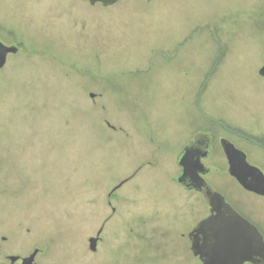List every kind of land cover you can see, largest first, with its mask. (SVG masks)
<instances>
[{"label":"rangeland","instance_id":"obj_1","mask_svg":"<svg viewBox=\"0 0 264 264\" xmlns=\"http://www.w3.org/2000/svg\"><path fill=\"white\" fill-rule=\"evenodd\" d=\"M0 43L19 49L0 70V264H200L206 204L177 183L199 133L212 189L264 237L220 146L264 174V0H0Z\"/></svg>","mask_w":264,"mask_h":264},{"label":"water","instance_id":"obj_2","mask_svg":"<svg viewBox=\"0 0 264 264\" xmlns=\"http://www.w3.org/2000/svg\"><path fill=\"white\" fill-rule=\"evenodd\" d=\"M91 6L102 5L104 8L114 7L122 0H83ZM17 47H7L0 43V70H3L11 55L18 54ZM264 78V66L259 71ZM95 96L92 95V98ZM221 147L228 162V174L246 192L264 198V174L249 164L247 155L237 149L229 140L223 139ZM194 146L188 147L179 158L182 176L177 179L179 185L200 192L211 208V216L201 221L189 234L191 251L202 264H264V237L257 227L239 215L225 200L215 192L202 178L209 170L196 156ZM120 188V187H119ZM117 188V189H119ZM115 189L113 192H115ZM99 237L90 240V250L95 251ZM39 254L36 250L24 264H35ZM19 258H11L13 262Z\"/></svg>","mask_w":264,"mask_h":264},{"label":"flooded vegetation","instance_id":"obj_3","mask_svg":"<svg viewBox=\"0 0 264 264\" xmlns=\"http://www.w3.org/2000/svg\"><path fill=\"white\" fill-rule=\"evenodd\" d=\"M223 139H225V138H223ZM222 139V140H223ZM213 136L212 135H210V134H208V133H199V134H197L196 136H195V138L187 145V147H185V149H187L188 147H191V146H194V148L196 149V156L197 157H202L203 155H205V154H207L208 153V155H207V157L206 158H202L201 159V161H202V164L205 166V168L206 169H208L209 170V173L207 174V175H205V176H202V178L206 181V183L211 187V183L209 182V176L212 174V170H211V168L207 165V162L213 157V154H214V148H213ZM222 140H220V146H221V141ZM228 140V139H227ZM231 142V141H230ZM232 143V142H231ZM236 147V146H235ZM222 148V147H221ZM237 148V147H236ZM185 149L183 150V152L185 151ZM238 149V148H237ZM183 152L181 153V156H182V154H183ZM222 152H223V150H222ZM224 154V153H223ZM225 156V155H224ZM225 160H226V157H225ZM226 164H227V172H228V169H229V166H228V162H227V160H226V162H225ZM182 176V169L179 167V177H181ZM178 177V178H179ZM188 184H190L189 183V181H185V184H184V186H182V185H180V187L182 188V189H184V190H186L187 192H189V193H196V194H200L202 197H203V195L200 193V192H197V191H194V190H191V189H187L186 187H185V185H188ZM112 195H114V194H112ZM254 195V194H253ZM223 196V195H222ZM257 196V195H256ZM224 197V196H223ZM203 199H204V197H203ZM226 200V202L230 205V203L227 201V199H225ZM205 201V200H204ZM205 204H206V217L203 219V220H205V219H207L208 217H210L211 216V208H210V206H209V204L205 201ZM231 206V205H230ZM232 207V206H231ZM233 208V207H232ZM234 209V208H233ZM235 210V209H234ZM236 211V210H235ZM237 212V211H236ZM239 215H241L244 219H246L248 222H250L252 225H254L255 227H257L254 223H253V221H251L247 216L245 217L244 215H242L241 213H239V212H237ZM203 220H201V221H203ZM200 221V222H201ZM200 222H198V224L200 223ZM197 224V225H198ZM197 225H196V227H197ZM195 227V228H196ZM194 228V229H195ZM258 228V227H257ZM193 229V230H194ZM258 230H259V228H258ZM260 231V230H259ZM103 232H104V229L102 228L99 232H98V234H97V238L99 237V241H98V245H97V247H96V250L95 251H91L90 250V252H91V254H93V255H95L97 252H98V249H99V245H100V243H102L103 242ZM261 232V231H260ZM4 241H6L5 239H3ZM193 254V253H192ZM39 255V254H38ZM30 256H21V255H17V256H9V257H7L6 258V261H8L9 262V264H24V260L25 259H27V258H29ZM195 257V256H194ZM0 258H1V254H0ZM11 258H19L17 261H15V262H13L12 260H11ZM196 258V257H195ZM197 260H199V258H196ZM199 262H200V264H202V262L199 260ZM35 263H36V260H35Z\"/></svg>","mask_w":264,"mask_h":264}]
</instances>
